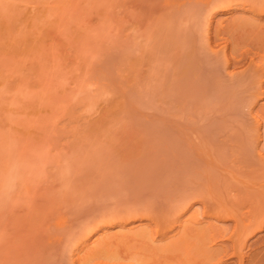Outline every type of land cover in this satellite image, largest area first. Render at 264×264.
<instances>
[{
  "label": "rangeland",
  "instance_id": "1",
  "mask_svg": "<svg viewBox=\"0 0 264 264\" xmlns=\"http://www.w3.org/2000/svg\"><path fill=\"white\" fill-rule=\"evenodd\" d=\"M0 264H264V0H0Z\"/></svg>",
  "mask_w": 264,
  "mask_h": 264
}]
</instances>
